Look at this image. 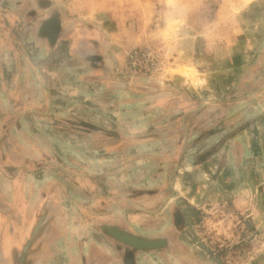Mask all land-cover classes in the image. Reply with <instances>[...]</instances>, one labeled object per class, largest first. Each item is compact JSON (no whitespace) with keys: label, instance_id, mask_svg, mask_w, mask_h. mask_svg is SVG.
Returning <instances> with one entry per match:
<instances>
[{"label":"rangeland","instance_id":"374dc122","mask_svg":"<svg viewBox=\"0 0 264 264\" xmlns=\"http://www.w3.org/2000/svg\"><path fill=\"white\" fill-rule=\"evenodd\" d=\"M0 101L5 170L62 181L117 264H264V0H0Z\"/></svg>","mask_w":264,"mask_h":264},{"label":"crops","instance_id":"0c3cea01","mask_svg":"<svg viewBox=\"0 0 264 264\" xmlns=\"http://www.w3.org/2000/svg\"><path fill=\"white\" fill-rule=\"evenodd\" d=\"M50 18L44 19L39 34L53 42L58 32L50 40L47 30L53 29L54 22H48L46 30L42 26ZM56 28L60 31L59 20ZM9 151L19 156L20 151ZM5 152L1 145L0 264H117L98 240H85V231H77L78 223L69 226L68 197L63 194L62 181L46 170L33 169L30 162L6 171ZM94 232L92 228L89 235L99 236V230Z\"/></svg>","mask_w":264,"mask_h":264},{"label":"water","instance_id":"95a60500","mask_svg":"<svg viewBox=\"0 0 264 264\" xmlns=\"http://www.w3.org/2000/svg\"><path fill=\"white\" fill-rule=\"evenodd\" d=\"M48 22H54L53 29L47 30L49 39H53L57 35V26H58V19H48L43 23V29H45V25ZM46 30V29H45ZM112 228V231H111ZM106 233L113 238L117 239L121 243L132 247L133 249H159L164 245L163 238H144L140 236H136L126 232L125 230L120 229L115 225H105L102 228ZM163 240V241H162ZM132 253L128 251L125 257L129 260L131 259Z\"/></svg>","mask_w":264,"mask_h":264},{"label":"built area","instance_id":"2783aa9c","mask_svg":"<svg viewBox=\"0 0 264 264\" xmlns=\"http://www.w3.org/2000/svg\"><path fill=\"white\" fill-rule=\"evenodd\" d=\"M150 53L146 51H131L129 53V63L131 65V67H134V70L140 69L135 67V62L136 61H150ZM148 68V67H147Z\"/></svg>","mask_w":264,"mask_h":264},{"label":"bare ground","instance_id":"6f19581e","mask_svg":"<svg viewBox=\"0 0 264 264\" xmlns=\"http://www.w3.org/2000/svg\"><path fill=\"white\" fill-rule=\"evenodd\" d=\"M111 231H112V228H111ZM163 246V245H162Z\"/></svg>","mask_w":264,"mask_h":264}]
</instances>
